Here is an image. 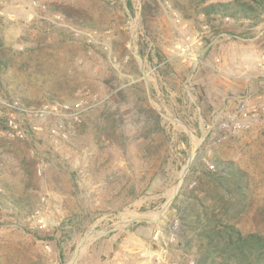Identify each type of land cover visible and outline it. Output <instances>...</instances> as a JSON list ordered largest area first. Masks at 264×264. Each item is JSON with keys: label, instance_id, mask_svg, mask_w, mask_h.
Returning <instances> with one entry per match:
<instances>
[{"label": "rangeland", "instance_id": "obj_1", "mask_svg": "<svg viewBox=\"0 0 264 264\" xmlns=\"http://www.w3.org/2000/svg\"><path fill=\"white\" fill-rule=\"evenodd\" d=\"M32 1L0 0V98L92 106L65 139L48 134L53 121L24 140L0 138V203L17 217V228L0 229V264H62L60 238L69 264L85 235L80 253L110 235L121 242L125 229L151 237V220L177 215L173 200L197 185L191 166L216 157L248 174L254 204L240 225L264 231L253 219L264 197V120L215 138L208 125L243 93L264 104V11L227 22L188 6L184 17V0H130L133 13L126 0H36L45 10ZM38 219L46 226L30 229Z\"/></svg>", "mask_w": 264, "mask_h": 264}, {"label": "trees", "instance_id": "obj_2", "mask_svg": "<svg viewBox=\"0 0 264 264\" xmlns=\"http://www.w3.org/2000/svg\"><path fill=\"white\" fill-rule=\"evenodd\" d=\"M184 1L186 5L180 7L176 4V7L185 13L186 18L191 17L184 10L186 6L204 17L220 15L237 20L256 18L264 11V0ZM126 5L133 13L130 0H126ZM139 46V54L144 58L147 47L142 42H139ZM157 55L160 57V54ZM182 142L188 145L185 136ZM212 162L213 170L201 160L195 162L191 171L196 175L197 185L185 193L181 192L183 199H179V194L172 202L179 219L193 234L194 239L188 238V241L190 249L195 246L196 263L264 264V231L244 230L240 225L254 204L248 174L232 160L216 157ZM12 200L16 204V198ZM253 219L264 221V197L261 205L255 209ZM65 224L66 220L61 223L60 229ZM53 238L54 235L49 236L51 241ZM62 242L63 238L57 240L55 249L58 248V257L64 264V250L60 247Z\"/></svg>", "mask_w": 264, "mask_h": 264}, {"label": "built area", "instance_id": "obj_3", "mask_svg": "<svg viewBox=\"0 0 264 264\" xmlns=\"http://www.w3.org/2000/svg\"><path fill=\"white\" fill-rule=\"evenodd\" d=\"M30 7L45 10V6L36 0L30 3ZM54 18L61 19L58 15ZM222 20L231 22L233 18L224 16ZM72 32L77 37L81 34L85 35L90 43L93 40L88 33L77 29H72ZM215 41L216 38H212L207 47ZM247 96L246 93L238 96L231 110L219 111L215 122V117L211 118L208 124L209 132L214 138L234 134L248 128L256 121L264 120V104L250 103ZM91 106L87 105V101L83 98H79L74 104L54 102L41 106L29 105L15 98H0V138L24 140L28 135L43 132L46 125L53 121L54 123L47 130L48 134L65 139L74 134L76 125L81 122L82 114ZM205 164L209 169H214V165L209 161H205ZM2 192L0 186V193ZM45 226L46 223L38 219L32 221L29 228L41 229ZM5 227L17 228V217L0 203V229ZM187 230V226L181 222L178 214L159 220L150 237L151 264H197L195 251L190 249Z\"/></svg>", "mask_w": 264, "mask_h": 264}, {"label": "crops", "instance_id": "obj_4", "mask_svg": "<svg viewBox=\"0 0 264 264\" xmlns=\"http://www.w3.org/2000/svg\"><path fill=\"white\" fill-rule=\"evenodd\" d=\"M224 50L223 48V51ZM218 58H220V55ZM241 77H238V79L245 78V76ZM243 85H247V82ZM251 87L254 89L253 84ZM221 100L222 102L219 104V108L227 109L230 100H225V96H222ZM215 110L216 109H214L213 112ZM157 222L158 221H152L153 226H155ZM124 226L127 227L128 224L125 223ZM125 232L126 234L121 242H113L112 239H115V236L110 235L108 238L110 241L109 245L104 239L100 243H96L93 249L87 247L79 254L76 264H151L150 236L146 238V234L149 235L148 230L125 229ZM95 247L99 248V252L94 251Z\"/></svg>", "mask_w": 264, "mask_h": 264}, {"label": "water", "instance_id": "obj_5", "mask_svg": "<svg viewBox=\"0 0 264 264\" xmlns=\"http://www.w3.org/2000/svg\"><path fill=\"white\" fill-rule=\"evenodd\" d=\"M143 76H144L145 80H147L146 75L143 74ZM181 124H182V123H181ZM192 159H193V157H192V155H190V156L188 157V159H187L185 165H184L183 168L181 169V172H180V175H179V179H181V178L183 177V175L185 174V172L188 170L189 165H190ZM178 190H179V185H176L175 192H174V195H173V197L171 198V200H172V199L174 198V196L177 194ZM171 200H170V201H171ZM151 221H154V222H155V220H151ZM109 230H112V229H109ZM109 230H104V232H107V231H109ZM85 238H86V235L81 239L80 244H79L78 247L76 248L75 253H74V255H73V258H72V260H71V262H70L69 264H75V263H76L77 256H78V254L80 253V250H81V247H82V243L84 242Z\"/></svg>", "mask_w": 264, "mask_h": 264}]
</instances>
